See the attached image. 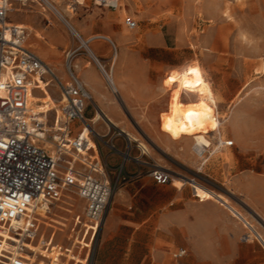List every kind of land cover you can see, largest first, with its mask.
Instances as JSON below:
<instances>
[{"label": "rangeland", "instance_id": "rangeland-1", "mask_svg": "<svg viewBox=\"0 0 264 264\" xmlns=\"http://www.w3.org/2000/svg\"><path fill=\"white\" fill-rule=\"evenodd\" d=\"M55 1L62 12H65V14L67 12L68 18L71 19L72 16L81 17L78 8L80 5L76 0ZM143 1L125 0L127 6H130V2L134 3L137 14L149 12L147 16L139 20L141 35L153 32L166 37L167 45L163 48L155 47L153 50V67L163 69L169 63L170 68L164 76L163 83L167 104L156 112L155 124L117 126L114 124L108 125L105 120L101 119L96 125V131L103 135L99 137L98 142L107 168L106 172L114 185V193L107 208V220L101 227L105 229L110 224L112 213L120 212L119 209L123 206L121 202L134 196L137 191L128 189L127 192H123L126 183L130 180V177L126 175V172H129L128 170L133 171L140 167L151 179V171L158 165L170 170L172 181L159 186L169 189L172 196L174 191L178 189L174 186L175 178L184 176L195 178L194 170L200 169L201 162L194 152V141L191 138L174 139L165 133L161 127L162 114L168 111L170 107L172 93L170 78L189 63L198 62L206 69L207 75H205V78L213 83L212 88L218 96L219 104V113L211 112V115L213 117L217 116L216 118L222 122L228 119L226 123L220 126L221 135L223 139L233 143V145L222 147L210 156L207 165L201 169L203 174L206 176L212 168H217L223 162L230 161L229 152L231 150L241 151L236 153L235 160L242 161L244 165H249L251 169L257 167L256 169L264 171V89H255L260 85L264 87V0H197V2L174 0L172 3H161L159 0H152L148 4ZM70 5L73 6L69 7ZM73 7H76V9L72 10ZM47 9V17L51 19L52 23L48 22L38 12L39 7L29 8L31 13L39 16L43 24L59 26L69 41V45L65 50L75 51L73 55L75 59L81 58L86 62H91L97 74L102 78L104 90L112 93L114 102L123 108L121 110L122 114L130 116V111L126 108V103L122 100L121 95L112 91L89 51L84 47L78 49L81 40L69 31L55 13L49 8ZM27 17V14L23 11L14 12L10 15V18L14 20H24ZM29 17L33 18L34 16L30 15ZM82 38L84 37L82 36ZM89 48L95 54L90 42ZM166 52L169 53L168 57ZM113 57L114 54L113 56L111 54L104 58H98L109 69L113 66ZM118 67L119 63L115 65V69ZM83 69L89 74L87 68ZM75 71L78 72V70ZM57 73L64 75V68L58 69ZM49 89L58 96L55 85L50 84ZM219 92L222 93L224 98L221 97ZM186 99L189 102L188 98ZM98 108L94 100L91 101L87 110V117L92 119ZM208 110L214 111L209 108ZM50 123H53V112L50 113ZM127 127L132 130L138 140H132L120 131L121 128ZM211 134L214 135V132ZM163 136L170 141H174L175 146L168 147L162 141ZM217 140L218 137L215 134L212 148ZM187 142L190 143V150L187 155H183V147ZM140 143L146 145L150 153L141 155ZM112 144L120 151L112 148ZM121 151L124 153L128 151L131 157L125 158ZM132 157H137L139 160ZM261 176H264V174ZM196 180L199 181L198 178ZM202 181L203 185L213 188L209 186L207 180L203 179ZM183 187L192 189L194 193V189L189 183ZM141 191L147 197L154 196V187H147ZM220 198L227 204L231 203L230 199L224 195H221ZM62 200L65 202L60 203V207L54 213L58 216H66L68 226L64 227V231H61L55 228H46L44 223L41 222L39 235L35 237L32 244L37 245L40 235L44 231L46 235L41 247L47 245L52 232H56L55 243H60L63 250L68 247L71 248L72 244L76 242V234L71 232V228L75 216L78 214L84 215L85 201L76 194H66V197ZM172 200L173 197H171ZM260 206V208H264V201L260 202ZM170 207L172 212L175 206L171 205ZM243 207L241 209H243L244 215L256 225L259 231L264 232L262 218L260 219L258 216V220L254 218L256 212L250 206L244 205ZM68 209L70 210L68 211ZM255 209L264 218V212L257 207ZM152 226L155 231L160 229L159 224L153 223ZM118 228L129 227L120 224ZM79 239H81V236ZM98 239L99 235L91 250H88L87 247L81 248L80 244L76 243L72 253L81 258H86L83 264H97ZM253 240L259 245L260 249L246 250L241 246L229 244L220 247L221 251L212 252L208 250L209 246H194L191 244V238L187 235L184 236L178 231L175 222H171L170 242L169 244L165 243L163 248L161 246L155 247L153 264H264V249L257 239L254 238ZM181 247L188 249V255L181 259L174 258L173 252ZM27 254H30V251ZM65 260L66 257H63V261ZM73 262L71 260L69 263L73 264Z\"/></svg>", "mask_w": 264, "mask_h": 264}, {"label": "crops", "instance_id": "crops-1", "mask_svg": "<svg viewBox=\"0 0 264 264\" xmlns=\"http://www.w3.org/2000/svg\"><path fill=\"white\" fill-rule=\"evenodd\" d=\"M151 1L144 0L143 2L148 4ZM159 1L161 3H172L174 0ZM190 1L197 2V0ZM48 2H52L51 4L58 8L65 21L48 4L32 1L27 5L15 2L14 10L9 13V21L23 24L27 27L29 32L27 46L52 67L56 76L63 83L71 81L66 69L68 54L71 51L65 50L69 45V41L58 25L43 24L39 16L31 13L29 8L39 7L38 12L48 22L52 23L51 19L47 17V8H49L67 28V23H69L75 29L77 28L78 30H76L85 39H90L89 42L98 57L104 58L114 54L113 66L109 69H111L115 87L106 80L107 78L100 71L112 91H116L115 93L121 95L122 100L126 103V108L130 111V116H124L121 112L123 108L114 102L112 93L104 90L102 78L97 74L90 61L86 62L81 58L75 59L74 57L70 60L74 73L87 85L91 92V101L94 100L99 107L93 117L96 120L100 112L101 117L96 122L93 118L89 119L87 117V112L86 118L93 129L94 144L107 171L98 142L99 137L103 135L96 131V125L101 119L105 120L108 125L114 124L117 126L156 123V112L167 104L163 83L164 76L170 67L169 63H167L163 69L154 68L153 50L155 47H165L167 45L166 37L153 32L145 35L140 34L139 20L147 16L149 12L137 14L133 2H130V6H127L125 0H123V2L119 3L118 8L110 9L95 5L93 0H76L78 5H80L78 8L81 17L72 16L71 19L67 17V12L65 14V12L60 10L55 0H48ZM72 6L70 5L69 7ZM75 9L76 7H73L72 10ZM20 11L25 12L28 17L24 20L10 18L12 13ZM30 15L34 17L30 18ZM127 15L133 16L138 21V28L132 30L126 26L125 17ZM205 43L210 44L212 42ZM92 54L99 62H102L93 52ZM166 56H169L168 52H166ZM118 63L119 67L115 69V65ZM97 66L99 67L98 64ZM61 68H64V75L57 73V70ZM82 68H87L89 74ZM75 70H78V72ZM46 79L51 80L50 76H47ZM50 84L55 85L58 96L51 92L49 89ZM32 94L37 100L35 106L38 111L41 110L40 112H42L43 110L50 114L54 107L58 108L57 101L60 99L61 93L60 88L55 83L45 84L43 82L42 89ZM219 94L224 98L221 92ZM73 126L76 129L75 133H77L80 129V124L75 122ZM120 131L124 132L128 137L134 136L137 138L128 127L121 128ZM162 139L168 147L175 146L174 141H170L164 136ZM139 147L141 155L150 153L148 147L143 145V143H140ZM112 148L120 151L114 144H112ZM189 150L190 143L187 142L183 147L182 154L187 155ZM237 152L241 151L231 150L229 152L231 160L223 162L217 168H212L211 170L208 168L210 171L206 176L201 169L207 164L200 166L199 170H194L195 178H198L200 182L196 180V184L191 186L201 200L196 198L193 190L187 187L175 190L171 196L169 189L160 187V184L152 180L153 178L151 179L140 167L133 171L128 170L129 172H126V175L130 177V180L126 183L123 192H127L128 189L137 191L134 196L121 202L123 206L119 209L120 212L112 213L108 228H101L98 239L97 264H153L155 247L161 246L163 248L165 243L169 244L170 242L171 222H175L178 231L184 236L187 235L191 238V244L194 246H209L208 250L212 252L221 251L220 247L229 244L241 246L246 250L260 249L253 239L242 240V236L248 232L245 226L246 223L252 226L250 231L251 238L261 235L264 239V232L259 231L256 225L244 215L241 208H244V205L250 206L256 212L254 218L257 219L258 216L264 221V218L255 209L257 207L264 212V208H260V202L264 201V176H261L264 171L256 169L257 167H252L251 169L249 165H244L242 161L235 160L234 157L237 156ZM121 153L124 154L125 158L131 157L128 151L125 153L121 151ZM132 158L139 160L137 157ZM202 178L207 180L209 186L214 189L203 185L201 183L203 182ZM147 187H154V196L147 197L141 191ZM221 195L228 197L231 203L223 202L220 198ZM171 197H173L172 201ZM171 205L175 206L172 212ZM47 216L48 214H45L42 217V222L46 228L64 231V227L68 226L66 216L49 215V218ZM106 220L107 215L103 223ZM153 223L159 224L160 229L155 231L152 226ZM120 224L129 228L120 229L118 228ZM44 232L38 240L40 243H37V245L29 244L30 254H27L28 259H32L36 264H70L71 260L74 261L73 264H83L85 262L86 258H81L72 253L75 248L74 243L71 248L68 247L69 250H63L60 247V243H55L56 232H52L47 245L41 247L46 235ZM76 243H82L84 247L91 246L92 248L90 240L87 241V239L78 238ZM258 243L260 244L259 241ZM63 257H66L65 261H63ZM47 259L48 261H46Z\"/></svg>", "mask_w": 264, "mask_h": 264}, {"label": "built area", "instance_id": "built-area-1", "mask_svg": "<svg viewBox=\"0 0 264 264\" xmlns=\"http://www.w3.org/2000/svg\"><path fill=\"white\" fill-rule=\"evenodd\" d=\"M30 1L44 4V0H0V264H29L26 254L39 235L43 217L40 209L44 207L45 214L55 215L56 204L66 194H76L85 201L84 215H76L71 228L75 241L80 236L82 240L89 238L93 246L114 193L86 118L92 94L70 62L75 52H69L66 64L71 81L63 83L27 46V27L9 21L15 2L27 5ZM121 2L94 0L95 5L110 9L118 8ZM125 24L132 30L138 28V21L131 15L125 17ZM43 82L60 88L58 108L52 109L53 123L50 114L33 111L29 104L32 93L42 89ZM75 122L80 124L77 133ZM221 139L216 147L205 144L195 149L201 166L216 151L232 144ZM151 176L160 185L172 181L171 171L160 166L151 171ZM245 226L248 232L242 240L254 239L250 236L252 226ZM255 239L264 249L262 236ZM80 246L84 248L82 243ZM87 248L91 250V246ZM187 255L186 248L173 252L176 259Z\"/></svg>", "mask_w": 264, "mask_h": 264}, {"label": "bare ground", "instance_id": "bare-ground-1", "mask_svg": "<svg viewBox=\"0 0 264 264\" xmlns=\"http://www.w3.org/2000/svg\"><path fill=\"white\" fill-rule=\"evenodd\" d=\"M44 3L48 4L49 7L52 8L60 16V18H62L65 21L63 15L59 12L58 8H56L55 5L51 4L52 2L50 3L48 2V0H44ZM67 25L71 33L81 40V45L78 47V49L84 47L89 51L91 57L94 59V61L97 62L100 70L103 72V75H105V77L107 78L106 80H108L109 83L111 85L113 84L114 86L111 69H108L103 62H99L98 59H96L95 56L90 51L89 48L90 39L82 38L79 32L71 24L67 23ZM37 35L39 36V34ZM189 69H195L196 71L190 72ZM205 75H207L206 69L198 62L189 63L180 72L176 73L173 76L175 77V79L170 81V88L172 90V93L170 98L169 110L164 112L161 117L162 130L174 139L191 138L195 144L194 150L201 145H205V144L212 145L215 134L218 138L219 137L222 138L220 126L228 121L227 119L224 122H222L221 120L216 118L217 116L213 117L211 115V112H214L216 114L219 113L218 112L219 104L215 91L212 88V82L209 79L205 78ZM185 83L191 84L193 85V87L185 88L184 87ZM259 88L264 89L263 86L255 87V89H259ZM186 98H188L189 102L187 101ZM29 104L33 111H38L37 110L38 108H36L35 106L37 104V100L33 96V94L31 95ZM208 108L214 111H209ZM42 112L44 111L42 110ZM189 113H192V115H189ZM100 117L101 114L99 112L96 120L94 118L93 119L96 122ZM213 132L214 135L211 134ZM130 137H132V140H138L134 136H130ZM221 140L223 141V139ZM214 146L216 147L217 143H215ZM191 179L194 178L187 176L177 177L174 179V186L178 189H181L187 183H189L190 185H195L196 180L192 181ZM62 202L63 200L59 203ZM59 203L56 204L58 208L60 207ZM44 211H45L44 207L40 209V213L42 216H45ZM106 213L107 211L105 212V216ZM48 216L47 218H49ZM40 222H42V218H40ZM28 260H29V264H36L32 259H28Z\"/></svg>", "mask_w": 264, "mask_h": 264}, {"label": "snow or ice", "instance_id": "snow-or-ice-1", "mask_svg": "<svg viewBox=\"0 0 264 264\" xmlns=\"http://www.w3.org/2000/svg\"><path fill=\"white\" fill-rule=\"evenodd\" d=\"M189 71H190V72H195L196 70H195V69H189ZM174 79H175V77L170 78V80H174ZM184 87H185V88H192L193 85L188 84V83H185ZM189 115H192V113H189Z\"/></svg>", "mask_w": 264, "mask_h": 264}]
</instances>
